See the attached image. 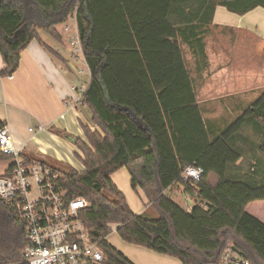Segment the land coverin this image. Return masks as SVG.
<instances>
[{
	"label": "trees",
	"instance_id": "1",
	"mask_svg": "<svg viewBox=\"0 0 264 264\" xmlns=\"http://www.w3.org/2000/svg\"><path fill=\"white\" fill-rule=\"evenodd\" d=\"M218 6L244 15L264 0H0V78L18 70L39 30L59 37L77 8L90 71L81 105L100 130L84 127L86 141L73 139L84 170L65 169L60 182L88 200L81 218L103 264H134L107 240L113 228L181 264H217L229 242L264 264V221L247 211L264 200V92L238 117L206 118L182 47L206 59ZM190 165L204 169L199 181L182 180ZM124 167L156 216L135 213L112 180ZM178 185L197 197L190 211L168 194ZM27 244L25 221L0 197V264H26Z\"/></svg>",
	"mask_w": 264,
	"mask_h": 264
},
{
	"label": "crops",
	"instance_id": "2",
	"mask_svg": "<svg viewBox=\"0 0 264 264\" xmlns=\"http://www.w3.org/2000/svg\"><path fill=\"white\" fill-rule=\"evenodd\" d=\"M222 8L217 7L214 21L204 38L206 59L197 62L190 49L182 45L187 51L188 70L205 117L217 120L220 119L217 118V102H224V110L234 118L264 92V7L239 16L227 15ZM223 14L225 21L220 18ZM69 19L63 24L69 25L72 31L64 29V33L57 26L59 37L39 30L40 39H33L22 51L18 70L0 78V121L10 127L18 142L26 144V153L30 156L39 154L28 150V144H71L74 141L69 137L86 141L84 127L100 130L84 116L85 107L74 104L77 97L74 87H83L82 82L87 85L90 75L88 73L87 80L77 77L81 74L71 56V37L76 33L77 21L72 19L71 25ZM39 125L45 129L39 130ZM118 172L111 178L123 192L117 182ZM183 195L186 198L184 192ZM146 204L145 198L144 209L132 210L141 214L149 209ZM247 211L264 221V200L250 203ZM156 255V264L170 257ZM174 262L181 264L177 257Z\"/></svg>",
	"mask_w": 264,
	"mask_h": 264
},
{
	"label": "built area",
	"instance_id": "3",
	"mask_svg": "<svg viewBox=\"0 0 264 264\" xmlns=\"http://www.w3.org/2000/svg\"><path fill=\"white\" fill-rule=\"evenodd\" d=\"M77 8L70 15L76 19ZM66 32L72 31L65 25ZM76 33L71 37V56L74 64L83 63L87 69L84 48ZM76 70L83 74L84 69ZM90 75V71L88 69ZM87 86V85H86ZM85 86V88H86ZM83 87H74L77 97L74 104L82 101ZM39 130L45 126L39 125ZM33 130V128H31ZM0 154L7 156L0 171V197L14 206L25 221L28 244L24 250L26 264H103L104 252L90 237V228L81 218V212L89 205L84 197H70L62 186L63 173L45 159H36L26 153V144L16 140L7 124H0ZM204 169L190 165L181 174L184 182H196ZM186 209L190 211L196 196H188ZM217 264H252L247 256L227 245Z\"/></svg>",
	"mask_w": 264,
	"mask_h": 264
},
{
	"label": "rangeland",
	"instance_id": "4",
	"mask_svg": "<svg viewBox=\"0 0 264 264\" xmlns=\"http://www.w3.org/2000/svg\"><path fill=\"white\" fill-rule=\"evenodd\" d=\"M227 15H231V16H239V14L233 13L228 11L225 7L222 8ZM220 18L225 21L226 20V16L220 15ZM74 20L69 19L68 23H70L71 25L74 23ZM227 24H230V22H228ZM64 25L65 24H61L58 26V29L62 32L64 31ZM231 25V24H230ZM64 33H66L64 31ZM69 47H70V43H69ZM255 49H259L258 46L255 47ZM78 65V64H77ZM79 67L84 69L83 74L78 75L77 77L80 80H87L88 79V69L87 67L83 64L80 63L78 65ZM83 83V88L85 89L86 83ZM224 102H217L216 103V112L218 113V117L217 118H224L227 120L232 119L233 117L230 116L225 110H224ZM85 111V117L88 119H91V113L90 111L85 107L84 109ZM17 135V134H16ZM71 140L75 139L74 137H69ZM67 139V140H70ZM70 140V141H71ZM28 150H33L34 152H36L39 155L36 156H32L33 158L36 159H45L52 167L56 168L57 170H60L61 172L64 171L65 169H76L77 171H83L84 170V165L82 163V161L77 157L80 154V151L78 150V148L75 146L74 142L71 141V144H28L27 146ZM41 151V152H40ZM40 153H43L40 154ZM4 167V163H2V161H0V171L1 169H3ZM117 177L118 180V185L119 187H121L123 189V192L126 196L127 202L130 205V207L133 210L139 211V209H144V205H143V201L145 200L144 194L141 190V188L138 189H133L131 186V178L130 175L127 171V169L121 168L119 170V172L117 173ZM183 188L181 186L178 185V187L176 189H169L168 190V194H170L172 196V198L181 206L185 207L186 206V199L183 195ZM142 198V199H141ZM148 214H152V216H156V210L153 207H150L148 209ZM251 213V212H250ZM253 214V213H252ZM147 215V214H145ZM107 240L114 245L115 247H117L119 250H121L128 258H130L135 264H156V259L155 256H157L155 253V251H151L150 249L141 246V245H137V244H133V243H129L125 240H123L120 235L116 232V230L113 228L112 233H110L107 236ZM229 244H232V242H229ZM169 259L161 262V264H175V257L170 256L167 257Z\"/></svg>",
	"mask_w": 264,
	"mask_h": 264
},
{
	"label": "water",
	"instance_id": "5",
	"mask_svg": "<svg viewBox=\"0 0 264 264\" xmlns=\"http://www.w3.org/2000/svg\"><path fill=\"white\" fill-rule=\"evenodd\" d=\"M234 251H236L237 253L242 254L239 250H237L235 247H233Z\"/></svg>",
	"mask_w": 264,
	"mask_h": 264
}]
</instances>
